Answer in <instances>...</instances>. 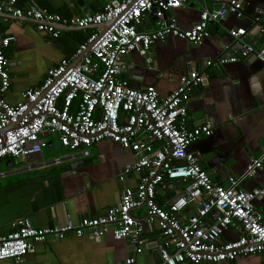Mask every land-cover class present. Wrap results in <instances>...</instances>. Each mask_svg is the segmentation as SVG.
<instances>
[{
  "label": "built area",
  "instance_id": "obj_1",
  "mask_svg": "<svg viewBox=\"0 0 264 264\" xmlns=\"http://www.w3.org/2000/svg\"><path fill=\"white\" fill-rule=\"evenodd\" d=\"M19 1L0 0V14L32 21L39 33L53 39L60 35L58 25L92 31L71 56L48 68L40 85L24 90L15 104L5 100L11 87L6 50L15 38L0 33V165L7 158L41 155L49 136L68 152L69 159L88 157L93 145L107 140L136 157L118 180L133 174L139 180L134 188L122 191L117 206L76 224L67 221L63 226L35 228L29 218L13 221L0 236V264L20 263L48 238L99 239L107 233L116 241L129 242L131 254L125 264H134L142 251L145 226L157 227L162 239L156 248L158 264L231 263L250 255H261L264 264V212L255 205L264 202V185L246 190L234 177L216 182L202 168L199 155L189 150L213 133L209 122L193 127L186 122L187 102L206 80V73L191 69L166 97L153 86L132 87L125 76L131 70L127 55L137 53L150 64L148 52L156 42L175 38L200 44L210 37V28L222 27L228 16L244 18L241 1L215 0L211 9L199 5L198 21L188 30L176 25L172 13L196 0H109L97 12L73 17L50 12L37 0H24L23 6ZM153 11V27L143 28L146 15ZM256 11L253 30L261 45L255 47L248 40L253 30L228 28L235 47L215 62L206 61L204 67L251 58L264 64L263 10ZM61 160L54 159L55 163ZM262 168V161L252 159L245 173L252 178ZM173 182L182 184L175 196L180 197L159 201V189H172ZM139 209L142 218L132 214ZM231 227L239 235L228 240L224 234Z\"/></svg>",
  "mask_w": 264,
  "mask_h": 264
},
{
  "label": "crops",
  "instance_id": "obj_2",
  "mask_svg": "<svg viewBox=\"0 0 264 264\" xmlns=\"http://www.w3.org/2000/svg\"><path fill=\"white\" fill-rule=\"evenodd\" d=\"M240 1L243 19L228 16L222 27L212 26L210 37L200 44L175 38L156 42L148 52L152 59L150 64L139 54L131 53L126 56L131 70L125 76L132 87L153 86L161 97H166L191 69L205 72L206 80L187 102L186 122L190 127L209 122L213 133L200 138L189 150L199 155L202 168L212 180L225 183L226 178L234 177L239 187L250 190L264 185V64L251 58L204 67L206 61L215 62L235 47L226 29L253 30V19L259 15L257 8H262L264 21V0ZM107 2L109 0H37L40 7L64 17L97 12ZM19 4L23 6L24 0ZM199 5L211 9L215 0H196L175 10L172 17L180 29L188 30L198 21ZM154 23L153 17L142 27L148 29ZM70 28L61 26L59 37L53 39L39 33L32 21L0 14V33L15 38L6 50L11 79L10 91L5 95L7 102L15 104L24 90L40 85L48 68L71 56L92 31L91 28L76 31ZM248 40L255 47L262 42L255 32ZM54 140L56 143L49 140L51 146L39 156L1 161L0 236L20 218H29L35 228H46L100 216L118 205L125 188H134L137 184L139 176L135 174L118 180L123 168L136 160L133 153L119 145L105 140L93 145L88 157L69 159L68 152ZM57 157H62L59 163L54 161ZM252 159L262 161L263 168L249 178L245 172ZM181 188L180 182H173L172 189H159L158 200L174 198ZM255 205L264 212V202L256 201ZM132 214L142 218L143 209ZM238 235L239 231L231 227L224 237L231 240ZM142 238V251L135 256L134 264H158L156 248L162 239L157 227L145 226ZM130 250L128 241H116L110 233L99 239L89 236L48 238L36 244L20 263L7 261L6 264H125ZM219 264H262V256H244Z\"/></svg>",
  "mask_w": 264,
  "mask_h": 264
},
{
  "label": "water",
  "instance_id": "obj_3",
  "mask_svg": "<svg viewBox=\"0 0 264 264\" xmlns=\"http://www.w3.org/2000/svg\"><path fill=\"white\" fill-rule=\"evenodd\" d=\"M9 16H10V15H9ZM10 17H12V16H10ZM153 17H154V11L151 12V13H148V14L146 15V17H145V19H144V22L149 21V20L152 19ZM12 18L15 19L14 17H12ZM15 20H17V19H15ZM108 26H109V24H106V27H108ZM60 27H61V26L58 25V26H57V29L61 30ZM90 28H91V27H90ZM70 30L76 31V30H82V29H78V28L72 27V28H70ZM50 146H51V142L48 143L47 147H50ZM179 197H180V195L177 196V197H175V198H173V199L171 200V202L176 201ZM216 215H217V212H213V216H212V217L215 218Z\"/></svg>",
  "mask_w": 264,
  "mask_h": 264
},
{
  "label": "rangeland",
  "instance_id": "obj_4",
  "mask_svg": "<svg viewBox=\"0 0 264 264\" xmlns=\"http://www.w3.org/2000/svg\"><path fill=\"white\" fill-rule=\"evenodd\" d=\"M47 140H48V141H49V140H53V143H56V142H54L55 140H54V138H53L52 136L47 137Z\"/></svg>",
  "mask_w": 264,
  "mask_h": 264
}]
</instances>
